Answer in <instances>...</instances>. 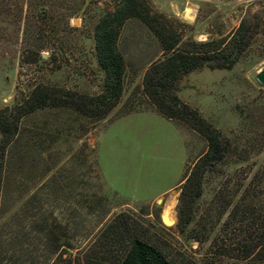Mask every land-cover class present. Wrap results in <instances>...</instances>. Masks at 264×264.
Instances as JSON below:
<instances>
[{
	"label": "rangeland",
	"instance_id": "1",
	"mask_svg": "<svg viewBox=\"0 0 264 264\" xmlns=\"http://www.w3.org/2000/svg\"><path fill=\"white\" fill-rule=\"evenodd\" d=\"M45 1L47 18L37 17L38 0L30 10L23 0H0V110L37 86L90 96L103 90L94 26L117 0ZM145 1L184 41L217 40L241 24L248 31V46L231 70L193 71L176 91L218 132L219 161L203 174L189 209L178 213L180 181L207 143L172 121L185 155L178 133L160 116L119 121L134 112L158 114L142 79L162 52L148 28L129 19L117 42L124 88L111 112L90 118L46 107L20 122L6 167L11 205L0 218V264H53L27 235V219L8 220L30 197L34 208L28 205L26 216H41L43 228L72 246L56 264H118L135 237L172 264H264V247L255 248L264 218V84L256 80L264 71V0ZM172 198L174 224L165 225L162 212Z\"/></svg>",
	"mask_w": 264,
	"mask_h": 264
},
{
	"label": "trees",
	"instance_id": "2",
	"mask_svg": "<svg viewBox=\"0 0 264 264\" xmlns=\"http://www.w3.org/2000/svg\"><path fill=\"white\" fill-rule=\"evenodd\" d=\"M37 17L47 18L45 0H38ZM25 7L33 8V0H23ZM73 12L68 17H72ZM138 19L156 37L162 55L146 69L143 79V92L156 111L166 120L180 122L206 140L207 149L196 159L188 173L183 175L180 184L178 213L189 209L199 194L200 181L209 166L219 161L218 132L205 121L197 110L181 102L176 95L179 82L193 71H229L239 61L248 46V31L241 24L228 35L207 41H184L162 14L153 12L145 0H117L111 11H103L94 26V49L97 63L104 77L103 90L98 95H83L64 88L34 87L12 108L0 110V218L7 214L11 198L7 196L9 177L6 170L9 149L17 140L22 119L37 109L46 107L71 108L90 118H104L115 108L121 99L125 81V62L117 48L118 37L124 23ZM9 195V194H8ZM33 197L27 198L16 207L9 221L18 220L21 224L27 219L28 236L40 241L41 252L47 258L54 257L53 264L62 260L63 255L72 249L61 242L57 233L47 230L46 220L37 214L26 216L28 205ZM34 208V207H33ZM181 217V216H180ZM54 218L53 222L56 223ZM115 228H121V222ZM116 222V223H117ZM181 218L177 228L183 232L186 226ZM256 247H264V218ZM36 252L37 248L34 249ZM33 252V251H32ZM24 264V263H14ZM118 264H172L155 247L140 238H133L130 246Z\"/></svg>",
	"mask_w": 264,
	"mask_h": 264
},
{
	"label": "crops",
	"instance_id": "3",
	"mask_svg": "<svg viewBox=\"0 0 264 264\" xmlns=\"http://www.w3.org/2000/svg\"><path fill=\"white\" fill-rule=\"evenodd\" d=\"M136 116H140V117L149 116V117H152L153 119L154 118H158L160 116L161 119L166 120L159 113L157 114L154 110H152V111H140V112L130 113L127 116L122 117L121 119H119V121L128 120V119H131V118L136 117ZM166 121H168V120H166ZM168 122H170V124H171L170 131L172 133H174V131L177 132L178 130H176V128L174 127L175 126L174 123L172 121H168ZM177 133L179 135L180 147L182 148L183 153H185V155H186V147H185V145L183 143L182 137H181L179 132H177ZM185 161H186V159L184 160L183 164H185ZM170 190H172V188H168L166 191L164 190L163 193L161 195H159V197H162L163 195L167 194L168 192H170ZM159 197H156V198H159Z\"/></svg>",
	"mask_w": 264,
	"mask_h": 264
},
{
	"label": "bare ground",
	"instance_id": "4",
	"mask_svg": "<svg viewBox=\"0 0 264 264\" xmlns=\"http://www.w3.org/2000/svg\"><path fill=\"white\" fill-rule=\"evenodd\" d=\"M185 13H186L185 14L186 17H188L189 19H192L193 14L189 9H187V11ZM174 204H175V200L173 198L169 199V201H167V203L163 209V212H162V216H165L167 221H169V222H173V220H174L173 215H172V209H173ZM170 225H171V223H170Z\"/></svg>",
	"mask_w": 264,
	"mask_h": 264
},
{
	"label": "water",
	"instance_id": "5",
	"mask_svg": "<svg viewBox=\"0 0 264 264\" xmlns=\"http://www.w3.org/2000/svg\"><path fill=\"white\" fill-rule=\"evenodd\" d=\"M256 80L258 81L259 84H264V71H261L259 72L257 75H256ZM161 222L165 225H173L174 224V221L173 222H169L167 221L166 217L165 216H161Z\"/></svg>",
	"mask_w": 264,
	"mask_h": 264
}]
</instances>
